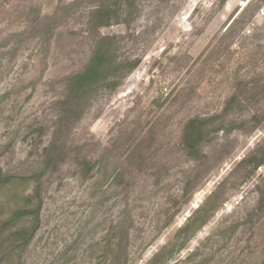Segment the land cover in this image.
Here are the masks:
<instances>
[{
  "label": "rangeland",
  "instance_id": "1",
  "mask_svg": "<svg viewBox=\"0 0 264 264\" xmlns=\"http://www.w3.org/2000/svg\"><path fill=\"white\" fill-rule=\"evenodd\" d=\"M108 35L119 85L64 117L67 77ZM262 158L264 0H0V224L42 200L27 246L32 216L0 233V264H264Z\"/></svg>",
  "mask_w": 264,
  "mask_h": 264
},
{
  "label": "trees",
  "instance_id": "2",
  "mask_svg": "<svg viewBox=\"0 0 264 264\" xmlns=\"http://www.w3.org/2000/svg\"><path fill=\"white\" fill-rule=\"evenodd\" d=\"M114 7L103 3L94 9L92 12V22L96 27L108 26L111 24V14ZM113 37L103 36L97 42L96 49L86 67L67 77V94L61 102L63 110L62 114L68 119L76 116L80 117L85 109V102L98 86L107 85L110 88L119 85V76L123 74L121 69V62L113 56ZM138 64V61H132L131 67L128 72H131ZM204 120L200 118L191 119L184 130L183 142L189 148V153L196 156L201 152V141L205 136ZM60 146L58 145L57 138H55L50 145L45 149L47 155L46 166L50 167V163L56 160L60 154ZM264 162V158L259 161V164ZM91 163L88 164V170L92 169ZM41 174H36L32 178H37L40 183ZM29 178V177H25ZM13 177L5 175L0 169V191L11 183ZM35 195L39 199L34 208H20L15 211L8 219L0 224V233L11 226H17L22 220L28 216L33 217L31 227H19L14 232V237L20 246H27L34 238L38 228L40 227V212L42 208V200L39 189L37 187ZM29 199H34V195L29 196ZM191 223H188L183 229V237L189 238L187 235L190 230ZM188 236V237H187Z\"/></svg>",
  "mask_w": 264,
  "mask_h": 264
}]
</instances>
